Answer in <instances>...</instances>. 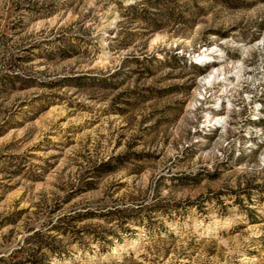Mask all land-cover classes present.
<instances>
[{
  "label": "rangeland",
  "instance_id": "rangeland-1",
  "mask_svg": "<svg viewBox=\"0 0 264 264\" xmlns=\"http://www.w3.org/2000/svg\"><path fill=\"white\" fill-rule=\"evenodd\" d=\"M34 1L0 0V264H264V0Z\"/></svg>",
  "mask_w": 264,
  "mask_h": 264
},
{
  "label": "trees",
  "instance_id": "trees-1",
  "mask_svg": "<svg viewBox=\"0 0 264 264\" xmlns=\"http://www.w3.org/2000/svg\"><path fill=\"white\" fill-rule=\"evenodd\" d=\"M11 3L13 5L14 10H18L15 12V14L11 17L10 21L11 24L8 25V27H14L16 26V23L19 21H22L24 17H39L48 15L50 12H52L54 9L50 6H44L41 4H38L37 1L34 0H11ZM49 39H46L43 42H46ZM32 43L24 47L23 49L29 50ZM28 58V55L23 54H17V53H10L8 52L7 55H2L1 59L3 61V70H0V88H6V87H12L14 86L15 82L17 80L25 81L27 83L28 76L23 77L19 75L18 66L16 64L17 60H25Z\"/></svg>",
  "mask_w": 264,
  "mask_h": 264
},
{
  "label": "bare ground",
  "instance_id": "bare-ground-1",
  "mask_svg": "<svg viewBox=\"0 0 264 264\" xmlns=\"http://www.w3.org/2000/svg\"><path fill=\"white\" fill-rule=\"evenodd\" d=\"M206 54H202V55H200V57H203V56H205ZM214 77V76H213Z\"/></svg>",
  "mask_w": 264,
  "mask_h": 264
}]
</instances>
